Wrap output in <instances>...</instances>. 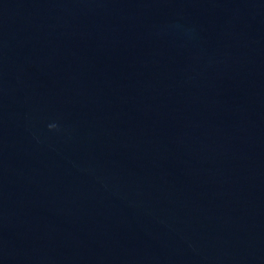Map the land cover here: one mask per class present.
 <instances>
[{
    "label": "water",
    "instance_id": "1",
    "mask_svg": "<svg viewBox=\"0 0 264 264\" xmlns=\"http://www.w3.org/2000/svg\"><path fill=\"white\" fill-rule=\"evenodd\" d=\"M0 264H264V0H0Z\"/></svg>",
    "mask_w": 264,
    "mask_h": 264
}]
</instances>
